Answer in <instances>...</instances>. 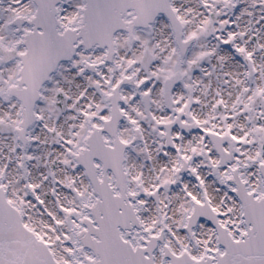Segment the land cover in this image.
Masks as SVG:
<instances>
[{
    "label": "snow or ice",
    "instance_id": "obj_1",
    "mask_svg": "<svg viewBox=\"0 0 264 264\" xmlns=\"http://www.w3.org/2000/svg\"><path fill=\"white\" fill-rule=\"evenodd\" d=\"M0 264H264V0H0Z\"/></svg>",
    "mask_w": 264,
    "mask_h": 264
}]
</instances>
